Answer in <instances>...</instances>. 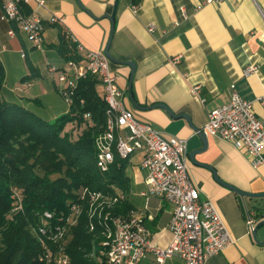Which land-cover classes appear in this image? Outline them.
Here are the masks:
<instances>
[{
    "label": "crops",
    "instance_id": "obj_1",
    "mask_svg": "<svg viewBox=\"0 0 264 264\" xmlns=\"http://www.w3.org/2000/svg\"><path fill=\"white\" fill-rule=\"evenodd\" d=\"M42 2L33 3V8L47 23L44 51L33 47L24 32L2 18L0 3V60L6 72L5 96L13 95L18 102L38 99L43 105L42 97L26 92L34 88L40 74L39 59H50L47 67L52 75L51 65L66 67L67 60L58 49L64 32L87 49L104 50L112 29L106 15L113 14L116 0ZM201 3L202 0H139L135 12L134 0H119L111 45L116 58L136 63L131 84V67L112 63L126 105L167 136L187 139L188 152L203 144L188 120L179 115H189L195 126L203 128L209 113L230 101L232 85L243 98L253 102L264 122V103L258 100L264 96V0H222L200 7ZM55 16L63 17L62 22H53ZM150 23L156 25L154 33L148 30ZM13 28L15 35L9 33ZM252 66L257 69L247 74ZM63 87L57 88L60 98ZM130 94L141 106L163 103L178 116L163 107L140 110ZM27 104L33 107L32 102ZM59 109L64 114L69 107ZM59 109H52L48 119L59 117ZM197 158L212 165L225 182L244 191L264 192V165L255 169L246 151L232 142L210 135L208 149ZM139 168L144 169L141 164ZM190 172L201 198L216 204L235 238L233 245L211 256L209 264H264V224L258 226L262 220L256 218V237L247 224L248 212L255 213L257 207L264 209V198H242L218 182L210 169L192 161ZM145 176L146 173L143 183ZM143 200L141 206L133 203L145 218L150 238L156 245L166 246L172 239L173 206L161 197ZM140 264H155L154 256L149 255ZM165 264L185 263L173 256Z\"/></svg>",
    "mask_w": 264,
    "mask_h": 264
},
{
    "label": "built area",
    "instance_id": "obj_2",
    "mask_svg": "<svg viewBox=\"0 0 264 264\" xmlns=\"http://www.w3.org/2000/svg\"><path fill=\"white\" fill-rule=\"evenodd\" d=\"M220 1L202 0L200 7ZM0 3L2 18L24 32L33 47L44 51L47 23L33 8V3L42 5V0H0ZM133 9L137 12L138 5L134 4ZM62 20L63 17L52 18L53 22ZM148 30L154 33L156 25L150 23ZM9 33L15 35L16 29ZM74 41L78 51L83 53L82 60L67 61V67L74 69L75 77L70 78L67 67L61 69L51 65L50 71L58 73V80L65 82L61 94L69 106L73 103L79 79L94 75L100 81L107 109L105 130L96 138L97 166L106 172L116 161L129 160L135 153H141V165L146 170L141 196L146 202L152 197H161L173 206L170 220L172 239L166 246L156 245L151 240L144 224L145 218L140 213L126 220L112 218L113 228L106 241L108 249L104 264H140L149 255L154 256L155 264H165L173 256H178L185 264H209L210 257L233 245L235 238L216 204L200 196L197 182L190 172L188 140L167 136L151 122L140 118L126 105L124 90L118 83L119 75L104 50L87 49ZM22 56L25 57L24 52ZM256 69L252 66L246 72L249 74ZM232 88L230 101L213 109L202 129L209 136L220 137L238 149H244L251 165L257 169L264 165V122L256 114L253 102L243 98L235 90V85ZM197 89L195 87L194 91ZM258 100L264 103V96ZM12 199L14 210L23 207L18 189H13ZM81 213L78 203L71 206L69 215L57 216L50 211L43 213L42 223L35 230L42 248L41 262L70 263L65 243ZM247 224L249 232L253 233L257 226L254 212H248Z\"/></svg>",
    "mask_w": 264,
    "mask_h": 264
},
{
    "label": "trees",
    "instance_id": "obj_3",
    "mask_svg": "<svg viewBox=\"0 0 264 264\" xmlns=\"http://www.w3.org/2000/svg\"><path fill=\"white\" fill-rule=\"evenodd\" d=\"M58 49L67 61L83 59L65 32ZM5 83L0 60V264H45L35 232L43 213L69 215L75 203L82 213L65 243L69 264H104L111 219H130L139 210L130 199L129 160L116 161L106 172L96 164V138L105 130L107 109L99 79H79L68 112L52 121L28 106H41L38 99L7 98ZM14 188L23 198L19 210ZM255 217L263 220L264 209L257 207Z\"/></svg>",
    "mask_w": 264,
    "mask_h": 264
},
{
    "label": "rangeland",
    "instance_id": "obj_4",
    "mask_svg": "<svg viewBox=\"0 0 264 264\" xmlns=\"http://www.w3.org/2000/svg\"><path fill=\"white\" fill-rule=\"evenodd\" d=\"M50 59H39V72L40 74L38 77H36V83L34 84V88L27 89V95L32 96H40L42 97V103L41 106H33L32 109L38 110L37 113L42 116L43 118H47L50 116L49 114L53 112L52 109L58 110L59 108H67L69 107V104L66 102L63 96L61 98L57 94V88L60 86H64L65 82H60L58 80V73H55L52 75L48 71L47 62ZM56 59H51V61L55 62ZM67 67V65H66ZM68 73L70 74V78L75 77L74 69L70 66L67 67ZM8 80V79H7ZM13 85V84H11ZM26 86V85H25ZM7 89H4L3 93L4 95ZM20 93V92H19ZM13 99L12 97H9ZM62 109H59V114L61 115ZM59 115V116H60ZM50 121L54 119H49ZM68 130L77 133V129L73 128V125H69L67 127ZM129 166L127 167V172L129 176L131 177V193H130V199L137 204L138 206H141L144 203L143 198L140 196L141 190L145 187L142 180V177L145 175L146 171L140 167V164L143 162V155L141 153H135L130 159H129ZM139 164V166L137 165ZM137 168L139 169V172L137 171Z\"/></svg>",
    "mask_w": 264,
    "mask_h": 264
},
{
    "label": "water",
    "instance_id": "obj_5",
    "mask_svg": "<svg viewBox=\"0 0 264 264\" xmlns=\"http://www.w3.org/2000/svg\"><path fill=\"white\" fill-rule=\"evenodd\" d=\"M118 3H119V0H116V2H115V10H114L113 14L112 15H106V17L109 18L111 23H112V29H111V33H110V37H109L108 43H107V45H106V47L104 49V53L107 55V57L113 63L126 64V65L131 67V69H132L131 80H130V84H131L133 76H134V72H135V69H136V63L134 61H123V60H120V59L116 58L111 52V45H112V40H113L114 30H115L116 8L118 6ZM130 96H131V99H132L134 105L140 110H148V109H151L152 107H163L172 116H178L163 103H158V104H155V105L144 107V106L139 105L133 99L132 94H130ZM179 116H183L184 118H186L188 120V122L190 123L191 127L198 133V135H199V137L201 139V142L203 144V146L201 148L194 149V150H192L191 152L188 153L190 161H192L196 165L204 166V167L210 169L214 173V176H215V178H216V180L218 182H220L222 185L232 189L238 195H240L242 198H244V199L245 198H264V192L252 193V192L244 191L242 189H239L238 187H235L234 185H231V184L225 182L224 180H222L218 176L217 170L212 165H210L209 163H204V162H201L200 160H198L197 155H199L201 153H204L209 147V135H207L202 128H199V127L195 126L192 123L191 118H190L189 115L182 114V115H179ZM263 224H264V219L259 223L258 226L263 225ZM258 226H256L255 231L252 233L255 237H256V230H257Z\"/></svg>",
    "mask_w": 264,
    "mask_h": 264
}]
</instances>
